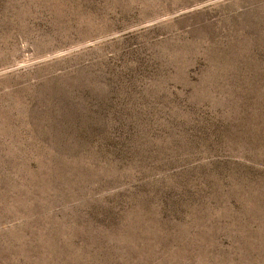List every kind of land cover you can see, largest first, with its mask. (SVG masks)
<instances>
[{
	"label": "rangeland",
	"instance_id": "1",
	"mask_svg": "<svg viewBox=\"0 0 264 264\" xmlns=\"http://www.w3.org/2000/svg\"><path fill=\"white\" fill-rule=\"evenodd\" d=\"M0 264H264V0H0Z\"/></svg>",
	"mask_w": 264,
	"mask_h": 264
}]
</instances>
